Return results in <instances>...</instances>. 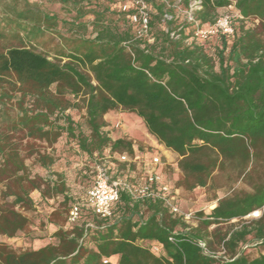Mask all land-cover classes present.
Returning <instances> with one entry per match:
<instances>
[{"label":"trees","instance_id":"16d2710c","mask_svg":"<svg viewBox=\"0 0 264 264\" xmlns=\"http://www.w3.org/2000/svg\"><path fill=\"white\" fill-rule=\"evenodd\" d=\"M56 1L73 5L70 21L26 2L0 18V42L9 43L0 48V237L31 230L20 210L34 208L32 192L68 201L63 175L50 171L62 137L92 168L103 156H133L127 136L112 140L105 132L110 112L135 115L176 156V189L205 188L216 175L245 188L196 213L194 227L157 201H133L124 193L110 218L81 209L85 220L66 226L72 202L62 220L59 210L51 213L48 225L56 230L40 247L0 244V264H264V0H201L194 14L200 26L213 25L228 6L241 17L231 37L215 36L212 53L204 44L214 37L186 44L194 23L186 16L178 23L165 2L145 0L155 11L147 42L135 36L131 9ZM174 31L177 40L169 38ZM45 38L56 43L46 47ZM71 110L83 111L87 132ZM26 160L47 171L46 178L31 177ZM254 212L260 215L245 220ZM232 221L238 224L226 226Z\"/></svg>","mask_w":264,"mask_h":264},{"label":"rangeland","instance_id":"374dc122","mask_svg":"<svg viewBox=\"0 0 264 264\" xmlns=\"http://www.w3.org/2000/svg\"><path fill=\"white\" fill-rule=\"evenodd\" d=\"M124 3L131 7L132 0H123ZM192 0H189L191 2ZM29 3L31 5L36 6L39 10L46 12L50 15H56L60 21H70L75 15V11L73 9V5L69 4V6H62L56 0H0V18L4 16V12L8 11V8H21L24 3ZM161 2H165V4L169 7V9H173L175 17H177V22L182 23L184 17L186 16V8L182 5V0H162ZM104 5L109 7L110 11L117 10L119 5L118 0H91L92 6H87L86 9H91L95 5ZM119 5V6H118ZM149 9L151 13L155 11L152 9V5H149ZM92 18L90 16H86L84 21L88 22ZM253 22L247 23V27L252 26ZM163 24H161L158 28H162ZM188 32V31H186ZM46 47H49L52 43L54 45L56 42H51L48 38H45ZM51 42V43H50ZM9 43L0 42V48H4ZM217 38H212L209 42L205 43V49L207 52L212 53V50L215 46H217ZM72 118V120L78 124L82 131L87 132L85 121H84V113L79 110H71L68 111ZM118 111L113 112L109 117H106L107 127L105 128V132L108 136L115 140L120 135L115 130H111L110 127L118 121ZM128 114V113H126ZM121 126L125 127V132L129 134L130 137H127L128 140L132 141L134 146L138 151V156L140 160H137V164L139 163V168L142 166V160L145 159V156H149L150 154H156L161 163L164 162L165 166L163 169L164 177L167 181L174 187V184L179 178V171L176 167V156L169 151L166 153L163 149L152 148L148 146L147 143H150L149 138H144V130L143 125L140 119L138 118H127ZM140 139V140H137ZM74 144L67 140L65 137H62L55 145L53 150L55 151L56 162L51 168V173H59L62 174L65 180L66 188H67V198L68 201L64 203L63 197L59 196L53 199L43 200L40 199L37 192L31 193V198L34 201V208L31 211L24 212L22 210L21 213L25 215L31 224V230L25 234H18L15 238L6 239L4 237H0V244L6 245L14 250H25L30 248H38L42 243L47 242L48 235V221L50 219V215L54 210H59L60 215L59 219L62 220L65 217V210L68 209L69 205L72 202L79 203L81 205L84 204L85 194L88 188L91 186V171H92V162L89 161L85 156L79 154L74 151ZM112 163H115V155L111 156ZM25 164L29 167L31 171V177H40L45 179L48 175L47 171L40 169L38 166L33 165L32 160H26ZM137 177L140 176V171L137 170ZM214 182L209 184L205 188H196L192 191H186L183 189H177L178 192V201L179 206L182 211L198 213L201 211H208L209 208L214 204L216 199L222 198L228 194H230L233 190L244 189L245 187L238 181L235 184L228 183L226 184L222 175H216L214 177ZM175 188V187H174ZM1 191L2 188L0 186V204H1ZM9 198L7 202H10ZM88 211L84 210V213ZM256 219L254 217L246 218L245 220ZM237 225V221H232L229 225ZM36 240H45L42 243L36 242ZM248 252L254 254V250L248 249ZM255 255V254H254ZM114 259L113 261H115Z\"/></svg>","mask_w":264,"mask_h":264},{"label":"built area","instance_id":"2783aa9c","mask_svg":"<svg viewBox=\"0 0 264 264\" xmlns=\"http://www.w3.org/2000/svg\"><path fill=\"white\" fill-rule=\"evenodd\" d=\"M162 1V0H156ZM121 12L132 13L128 15L130 24L135 29V36L139 39H149V5L145 0H132L131 7H128L123 0H118ZM201 9V0H192L186 9V19L194 23V32L186 39L187 45L194 43H203L215 36L229 38L234 33V23L241 19L233 6H228L217 11V17L213 25L200 26L194 21V14ZM169 21L170 17L164 15ZM169 38L177 40L179 35L174 31L170 32ZM122 121L115 122L110 129L118 131L121 128ZM134 150V146H133ZM110 156H103L92 168V182L85 194L84 204L73 203L66 216V226L74 225L81 219V209L89 210L99 219H108L112 215V207L119 201L122 193L126 194L133 201H157L172 217L180 218L186 225L194 227L196 225V213L185 212L180 209L178 201V192L162 174L157 172L156 168L161 165L160 158L156 154L149 155V162L142 165L140 176L133 173L136 169L137 155L129 157L126 154H115V163L124 166L123 170L114 173L110 166L113 165ZM209 210H212L209 209ZM259 212L251 213L248 217L257 218ZM204 253H207L204 244L198 243ZM154 254H158L156 248L152 249ZM106 264V261H103Z\"/></svg>","mask_w":264,"mask_h":264},{"label":"crops","instance_id":"0c3cea01","mask_svg":"<svg viewBox=\"0 0 264 264\" xmlns=\"http://www.w3.org/2000/svg\"><path fill=\"white\" fill-rule=\"evenodd\" d=\"M111 114H113V112H110V113H108V114H106L105 116H104V120L106 121V117H109ZM118 121H122V123H124L125 121H126V119L127 118H132V119H134V118H137L135 115H132V114H126V113H124V112H121V111H118ZM139 119V118H138ZM117 122V121H116ZM143 125V124H142ZM143 130H144V138H149L148 140H150V143H147V145L148 146H151L152 148H157V149H163L166 153L168 152V151H166L162 146H160V145H158V143L155 141V139H153L152 137H150L148 134H147V132H146V129H145V127H144V125H143ZM126 130H125V127L123 128L122 126H121V128L118 130V131H116L117 133H119V137L118 138H120V137H123V136H127V137H130L129 136V134L128 133H126L125 132ZM130 138H132V137H130ZM137 140H140V139H137ZM141 141V140H140ZM170 153V152H169ZM134 154H138V151H137V149H136V147L134 146ZM140 157L141 156H138L137 155V158L140 160ZM140 162H142V165L143 164H146V163H148L149 162V156H145V159L144 160H142V161H140ZM164 166H165V163L164 162H162L161 163V165H159L157 168H156V170H157V172H159L160 174H162V176L164 177V173H163V169H164ZM110 169H111V171H113L114 173L116 172V175H117V172L119 171V170H123L124 169V166L123 165H121V164H117V165H115L114 163H113V165H111L110 166ZM136 169L137 170H139V171H141L142 170V166L139 168V163H138V165L136 166ZM136 169H133V173L134 174H136L137 173V171H136ZM138 174V173H137ZM136 174V175H137ZM164 179L167 181V179L164 177ZM168 182V181H167ZM215 204H216V201L214 202V204H212V206L209 208V209H213L214 207H215ZM82 220H85L84 218H81ZM56 229H55V227L54 226H52V225H48V228H47V233H48V237H47V240L48 239H50V237H51V235L53 234V232L55 231ZM43 241H45V240H36V242H38V243H42ZM42 245H43V243H42ZM41 246V245H40ZM39 246V247H40Z\"/></svg>","mask_w":264,"mask_h":264}]
</instances>
